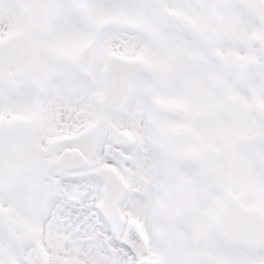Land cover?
I'll list each match as a JSON object with an SVG mask.
<instances>
[{
	"label": "snow or ice",
	"instance_id": "snow-or-ice-1",
	"mask_svg": "<svg viewBox=\"0 0 264 264\" xmlns=\"http://www.w3.org/2000/svg\"><path fill=\"white\" fill-rule=\"evenodd\" d=\"M0 264H264V0H0Z\"/></svg>",
	"mask_w": 264,
	"mask_h": 264
}]
</instances>
